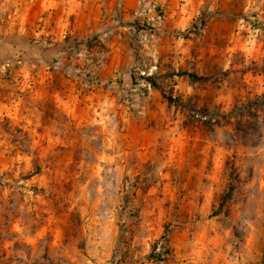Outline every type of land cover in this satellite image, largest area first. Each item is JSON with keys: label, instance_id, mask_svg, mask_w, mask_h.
Returning <instances> with one entry per match:
<instances>
[{"label": "rangeland", "instance_id": "374dc122", "mask_svg": "<svg viewBox=\"0 0 264 264\" xmlns=\"http://www.w3.org/2000/svg\"><path fill=\"white\" fill-rule=\"evenodd\" d=\"M263 94L264 0H0V264H264Z\"/></svg>", "mask_w": 264, "mask_h": 264}, {"label": "trees", "instance_id": "16d2710c", "mask_svg": "<svg viewBox=\"0 0 264 264\" xmlns=\"http://www.w3.org/2000/svg\"><path fill=\"white\" fill-rule=\"evenodd\" d=\"M169 100H172L171 98ZM264 94L261 98L255 100L254 102H249L241 106L234 107L228 114V117L235 118L242 114H248L254 108H264ZM172 102H177L176 100ZM204 116V115H203Z\"/></svg>", "mask_w": 264, "mask_h": 264}]
</instances>
